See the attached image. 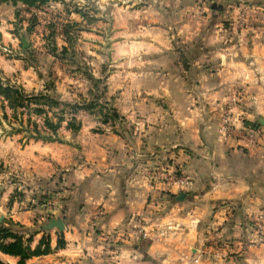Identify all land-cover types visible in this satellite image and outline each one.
<instances>
[{"label": "rangeland", "instance_id": "obj_1", "mask_svg": "<svg viewBox=\"0 0 264 264\" xmlns=\"http://www.w3.org/2000/svg\"><path fill=\"white\" fill-rule=\"evenodd\" d=\"M63 1L32 8L0 2L1 79L28 93L45 91V83L52 80L59 98L70 103H85L98 96L96 107L74 113L78 130L67 127L72 110L64 107L65 120L56 136L60 140L52 141L29 137L28 115L39 127L42 116L21 108L15 119L0 97V226L15 229L25 238L35 231L32 248L43 235L50 240L59 234L63 237L65 228L61 232L56 227L43 229L50 219L86 213L79 211L85 203L81 193L68 192L72 184L67 175L103 172L108 157L118 160L126 173L140 175L150 189L134 220L139 221L146 210L162 209V199L173 197L169 190L180 187L169 185L167 177L186 175L181 162L175 161V151L182 146L171 137L180 131L181 116L171 112L167 93L174 88L197 92V80L211 90L216 80L228 76L222 84L223 99L215 105L219 104L214 110H219L216 124L230 111L235 124L246 125L240 109L247 84L233 74L239 70L233 64L240 62L243 71L252 54L264 59V0ZM75 9H81L84 16ZM73 22L78 25L66 27L72 36V53L61 59L50 48L56 44L59 51L67 45L64 25ZM90 75L101 80L97 86ZM181 103L176 101L177 106ZM107 107L114 108L119 117L103 122ZM4 111L7 119L2 118ZM17 128L21 131H14ZM108 135L117 137L107 140ZM151 191L160 194L152 197ZM101 209L100 204L87 221L79 218L82 228L77 225L76 236L94 239L100 248L92 251L93 241L89 248L80 246L76 251L82 258L76 263L96 264L88 254L104 259L101 253L108 235L117 236L92 226L94 214L100 215ZM58 248L51 247L50 263L63 259L69 264L68 252L59 254Z\"/></svg>", "mask_w": 264, "mask_h": 264}, {"label": "crops", "instance_id": "obj_2", "mask_svg": "<svg viewBox=\"0 0 264 264\" xmlns=\"http://www.w3.org/2000/svg\"><path fill=\"white\" fill-rule=\"evenodd\" d=\"M251 56L247 70L240 71L242 65L235 61L233 67L239 70L233 74L247 84L246 100L240 111L243 122L254 126L258 118H264V59ZM228 66L232 67L229 63ZM226 78L216 80L211 90L197 80V92L174 88L167 93L171 112L181 116L177 123L180 131L177 134L172 131L171 137L182 146L175 151L174 158L181 162L186 174V184L173 186L169 192L172 196L184 192L183 201L162 199L165 202L162 209L154 213L146 210L138 221L139 218L134 220L135 214H141L142 200L150 189L140 175L126 173L118 160L108 157L105 171L95 175H67L72 184L68 192L81 193L85 203L79 205V211L86 212L67 219L62 217L65 246L56 252H68L69 264L81 260L76 251L80 246L89 248L93 241L91 250L100 248L94 239L87 241L76 236L77 225L82 228L79 218L87 221L100 204L101 214H94L92 226L117 236L108 235L105 251L101 253L104 259L88 254L96 264L100 260L106 264H264V248L249 245L253 236L251 220L264 210V127L258 122L256 128L261 133L255 145L242 139L240 122L236 123L234 134L225 136L218 131L219 110H214L219 105L215 106L216 102L223 99L222 84ZM182 100L177 106L176 101ZM116 137L108 135L106 139ZM159 194L150 193L152 197ZM144 230L146 237L142 236ZM56 240H50L53 249ZM50 255L33 256L27 262L51 264ZM0 259L9 264L17 262V257L1 251ZM60 261L58 264H64L63 259Z\"/></svg>", "mask_w": 264, "mask_h": 264}, {"label": "trees", "instance_id": "obj_3", "mask_svg": "<svg viewBox=\"0 0 264 264\" xmlns=\"http://www.w3.org/2000/svg\"><path fill=\"white\" fill-rule=\"evenodd\" d=\"M57 1L64 2L63 0H0V2H7L13 6H26L28 8L37 7L44 5L48 2ZM76 12H79L82 16L81 9H75ZM19 12L17 11L16 16ZM78 22L68 23L64 25L63 35H65V41L67 45H62L58 51V47L52 45L50 52L55 56L60 57L61 59L66 58L70 53L72 48V36L70 31L66 27H76ZM72 55V54H71ZM91 80L94 83V86L101 81L100 79H95L92 75ZM0 97L7 101L8 107L12 110V117L18 118V109H26L29 114H36L42 116V127H39L36 121H31V115H28V122H31L32 128L28 129L29 137L33 139H41L44 141L60 140L57 136V130L61 126L62 122L65 120V116L61 113L64 110V107L68 106L72 113L67 121V127L72 130H78L80 128L79 122L76 121L74 113L78 109H92L97 106V97L86 101L85 103H70L62 101L59 98V95L55 91V84L52 80L45 83V91H39L37 93L26 92L22 87L11 84L7 79L3 80L0 78ZM100 97V96H99ZM60 108L59 112L54 111L55 108ZM21 113L23 111H20ZM52 112V114H49ZM105 119L103 122H107L109 118L115 119L119 115L114 108L107 107L104 111ZM8 114L4 111L2 114L3 119H7ZM258 122L254 124L253 127H257ZM14 131L19 132L21 129H15ZM36 232L25 238L24 235L12 229L10 227L0 226V251L5 254H9L17 257L16 264H27L26 261L33 256H40L48 254L51 251L50 239L48 236L43 235L36 246L32 248L30 243L33 240V236ZM65 245V240L62 237V234H59L56 241L57 247H63ZM0 264H9L0 259ZM76 264H90V263H76Z\"/></svg>", "mask_w": 264, "mask_h": 264}, {"label": "built area", "instance_id": "obj_4", "mask_svg": "<svg viewBox=\"0 0 264 264\" xmlns=\"http://www.w3.org/2000/svg\"><path fill=\"white\" fill-rule=\"evenodd\" d=\"M237 130V125L234 123V118L230 117V111L226 112L222 117V122L219 124L218 131L225 136L234 134ZM240 131V132H239ZM239 133L242 139L247 144H258L261 130L259 128L241 124L239 128ZM169 185L178 184L183 186L186 184V179L184 175H169L167 177ZM251 233L253 237L249 240V245H263L264 246V210L258 212L251 220ZM142 236L146 237L147 233L142 232Z\"/></svg>", "mask_w": 264, "mask_h": 264}, {"label": "water", "instance_id": "obj_5", "mask_svg": "<svg viewBox=\"0 0 264 264\" xmlns=\"http://www.w3.org/2000/svg\"><path fill=\"white\" fill-rule=\"evenodd\" d=\"M23 45L26 47L28 45L27 41L25 38H21ZM258 122L261 126L264 127V118H258ZM185 197L184 192H180L177 195L173 196L171 201L172 202H178V201H183ZM3 221V215L0 214V223ZM53 227H56L60 232L63 231L65 228V221L60 218H52L50 219L46 224L43 225V229H51Z\"/></svg>", "mask_w": 264, "mask_h": 264}]
</instances>
